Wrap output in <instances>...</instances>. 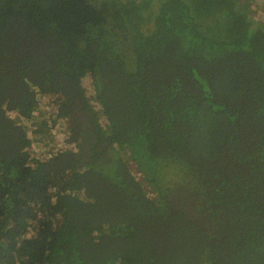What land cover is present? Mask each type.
Here are the masks:
<instances>
[{
  "label": "trees",
  "instance_id": "1",
  "mask_svg": "<svg viewBox=\"0 0 264 264\" xmlns=\"http://www.w3.org/2000/svg\"><path fill=\"white\" fill-rule=\"evenodd\" d=\"M251 5L0 0V264H264Z\"/></svg>",
  "mask_w": 264,
  "mask_h": 264
},
{
  "label": "rangeland",
  "instance_id": "2",
  "mask_svg": "<svg viewBox=\"0 0 264 264\" xmlns=\"http://www.w3.org/2000/svg\"><path fill=\"white\" fill-rule=\"evenodd\" d=\"M245 1V0H243ZM252 2V9L254 12V16L256 18L257 21L260 22H264V0H251ZM250 7V6H249ZM251 10V7H250ZM252 11V10H251ZM59 130L61 129V126L58 125L57 127ZM58 129H55L52 127L51 131L49 132V134H52L53 138L52 139H47L48 141H51L49 144L50 147L55 146V149H52L54 153L58 152L59 149H63L64 147V143H65V137L64 135H62ZM55 135V136H54ZM34 144V148L37 149V146H40L41 143H39V145L37 144V142H33ZM46 144V143H45ZM65 148H68V146H65ZM36 152V151H35Z\"/></svg>",
  "mask_w": 264,
  "mask_h": 264
},
{
  "label": "built area",
  "instance_id": "3",
  "mask_svg": "<svg viewBox=\"0 0 264 264\" xmlns=\"http://www.w3.org/2000/svg\"><path fill=\"white\" fill-rule=\"evenodd\" d=\"M47 139H49V140H50V138H47V137H46V138H45V140H47Z\"/></svg>",
  "mask_w": 264,
  "mask_h": 264
}]
</instances>
